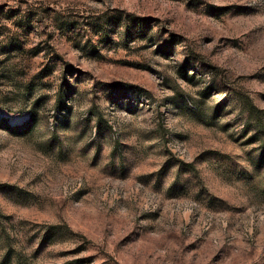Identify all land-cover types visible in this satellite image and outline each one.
<instances>
[{
  "label": "rangeland",
  "instance_id": "374dc122",
  "mask_svg": "<svg viewBox=\"0 0 264 264\" xmlns=\"http://www.w3.org/2000/svg\"><path fill=\"white\" fill-rule=\"evenodd\" d=\"M0 264H264V0H0Z\"/></svg>",
  "mask_w": 264,
  "mask_h": 264
}]
</instances>
